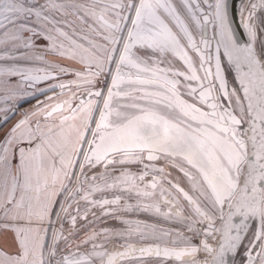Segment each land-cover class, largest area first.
<instances>
[{
  "label": "snow or ice",
  "instance_id": "obj_1",
  "mask_svg": "<svg viewBox=\"0 0 264 264\" xmlns=\"http://www.w3.org/2000/svg\"><path fill=\"white\" fill-rule=\"evenodd\" d=\"M0 264H264V0H0Z\"/></svg>",
  "mask_w": 264,
  "mask_h": 264
},
{
  "label": "water",
  "instance_id": "obj_2",
  "mask_svg": "<svg viewBox=\"0 0 264 264\" xmlns=\"http://www.w3.org/2000/svg\"><path fill=\"white\" fill-rule=\"evenodd\" d=\"M33 103H34V101H33Z\"/></svg>",
  "mask_w": 264,
  "mask_h": 264
}]
</instances>
